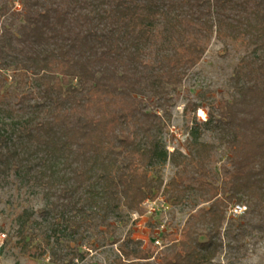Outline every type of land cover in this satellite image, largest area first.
<instances>
[{
  "label": "trees",
  "instance_id": "16d2710c",
  "mask_svg": "<svg viewBox=\"0 0 264 264\" xmlns=\"http://www.w3.org/2000/svg\"><path fill=\"white\" fill-rule=\"evenodd\" d=\"M7 16L18 22L0 31V185L38 190L53 219L39 242L42 223L22 211L27 255L44 245L52 262H71L104 233L117 243L109 264H201L240 213L264 218V0H0ZM213 38L244 51L229 96L201 122L217 144L193 138L168 152L147 101L164 110ZM167 161L176 171L164 183ZM159 195L192 205L162 248L115 236ZM233 205L245 209L228 217Z\"/></svg>",
  "mask_w": 264,
  "mask_h": 264
},
{
  "label": "rangeland",
  "instance_id": "374dc122",
  "mask_svg": "<svg viewBox=\"0 0 264 264\" xmlns=\"http://www.w3.org/2000/svg\"><path fill=\"white\" fill-rule=\"evenodd\" d=\"M18 7L19 5L14 4L12 8L18 9ZM15 22L18 21L12 16L0 17V31L3 26H10L12 30H15ZM243 53V49L237 44L225 45L213 38L201 60L188 72L182 84L172 93V101L164 110L155 106L152 99L147 101V111L157 112L162 118L164 127L160 133V140L165 144L168 152H172L175 148H183L185 141L193 138L217 144L214 134L204 129L201 122L207 118V111L212 105L222 97L229 96L228 79ZM7 79L10 81L9 76ZM216 151L213 169L219 173L220 166L225 161L226 151L218 145ZM175 171V167L170 162L163 164L161 175L164 183L175 174ZM154 202L155 211L153 213L148 212L151 202L147 201L142 204V214L131 211L126 224H118L115 236L122 240L129 232L131 238L141 239L144 244L153 238L160 239L165 230H180L188 213L192 210L189 202L171 205L165 195H159ZM201 205L207 206L206 203ZM43 206L44 201L38 190L19 188L14 182L0 185V264L112 263L117 254V243L110 244L112 236L104 233L98 234L94 244L82 245V257H76L71 262H52L49 248L44 245L45 251L42 256L27 255L19 242L18 219L22 211L26 210V213L22 215L24 218L30 216L32 220L41 222L42 228L36 230V241L41 242L45 235L44 232L49 230L50 224L53 223L52 218L45 220L41 212ZM230 213L229 207L228 217ZM240 214L229 232L222 236V243L211 262L201 264H264V218L243 212ZM227 219L223 224V229L226 227ZM153 244L162 248L161 243L153 242Z\"/></svg>",
  "mask_w": 264,
  "mask_h": 264
},
{
  "label": "built area",
  "instance_id": "2783aa9c",
  "mask_svg": "<svg viewBox=\"0 0 264 264\" xmlns=\"http://www.w3.org/2000/svg\"><path fill=\"white\" fill-rule=\"evenodd\" d=\"M147 202L148 203H150L149 204V208H148V212L149 213H153L154 211H155V207H154V205H155V202H154V200H147ZM243 209H245V206H240V205H233L231 208H230V211L232 212V214L233 215H235V214H238L239 212H241ZM154 242L155 243H157V244H160L161 243V241H160V239L159 238H155L154 239Z\"/></svg>",
  "mask_w": 264,
  "mask_h": 264
}]
</instances>
